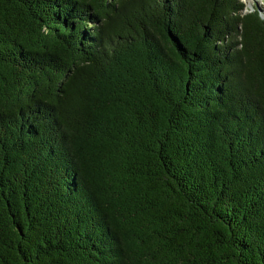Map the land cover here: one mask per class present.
<instances>
[{"label": "trees", "instance_id": "16d2710c", "mask_svg": "<svg viewBox=\"0 0 264 264\" xmlns=\"http://www.w3.org/2000/svg\"><path fill=\"white\" fill-rule=\"evenodd\" d=\"M0 0V264H264V5Z\"/></svg>", "mask_w": 264, "mask_h": 264}, {"label": "rangeland", "instance_id": "374dc122", "mask_svg": "<svg viewBox=\"0 0 264 264\" xmlns=\"http://www.w3.org/2000/svg\"><path fill=\"white\" fill-rule=\"evenodd\" d=\"M245 5V10H251L252 6L257 5L258 7L264 5V0H242Z\"/></svg>", "mask_w": 264, "mask_h": 264}]
</instances>
